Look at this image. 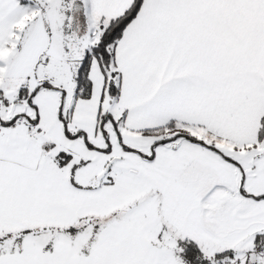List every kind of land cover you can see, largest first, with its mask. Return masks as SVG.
Returning a JSON list of instances; mask_svg holds the SVG:
<instances>
[{
  "label": "snow or ice",
  "instance_id": "6c2138e0",
  "mask_svg": "<svg viewBox=\"0 0 264 264\" xmlns=\"http://www.w3.org/2000/svg\"><path fill=\"white\" fill-rule=\"evenodd\" d=\"M0 264H264V0H0Z\"/></svg>",
  "mask_w": 264,
  "mask_h": 264
}]
</instances>
